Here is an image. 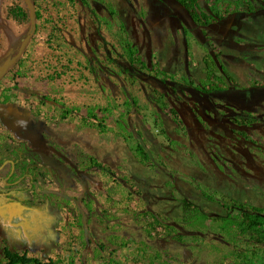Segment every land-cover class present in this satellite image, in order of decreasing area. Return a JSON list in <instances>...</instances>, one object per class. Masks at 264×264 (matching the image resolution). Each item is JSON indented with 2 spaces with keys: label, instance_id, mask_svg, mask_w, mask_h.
<instances>
[{
  "label": "rangeland",
  "instance_id": "374dc122",
  "mask_svg": "<svg viewBox=\"0 0 264 264\" xmlns=\"http://www.w3.org/2000/svg\"><path fill=\"white\" fill-rule=\"evenodd\" d=\"M250 1L255 12L201 28L173 0H34L33 22L27 0H0V67L29 32L0 79V97L16 95L0 104V130L24 141L12 149L41 159L22 176L0 149V264L4 247L51 264H233V243L210 219L226 198L264 208V5ZM119 23L148 67L198 80L211 55L235 82L204 94L142 73L123 52ZM153 89L184 130L160 111ZM62 105L81 114L107 106V126L60 119ZM246 114L258 121L235 122ZM183 197L209 216L205 225L180 221ZM140 215L156 218V231L173 225L184 240L149 230ZM253 245L245 246L264 264V246Z\"/></svg>",
  "mask_w": 264,
  "mask_h": 264
},
{
  "label": "trees",
  "instance_id": "16d2710c",
  "mask_svg": "<svg viewBox=\"0 0 264 264\" xmlns=\"http://www.w3.org/2000/svg\"><path fill=\"white\" fill-rule=\"evenodd\" d=\"M130 2V0H128ZM183 10L186 11L190 17L192 23L204 28L217 20L222 19L224 16L235 11H244L245 13H253L257 10V7L250 0H206V6L202 7L198 4V0H174ZM261 4L264 5V0H261ZM30 4L34 3V0H29ZM112 14H115V9H110ZM23 14V13H21ZM30 15V14H29ZM31 17V16H30ZM32 20V18H31ZM120 29L123 34L122 49L126 55L127 60L131 65L141 70L142 73L157 78L160 82L166 83L168 80H172L174 84H178L182 89H191L199 93L209 94L216 91H222L228 88V81L235 82L233 77L228 73L223 64L214 61L211 55H207L204 58L205 72L204 76L198 80L187 79L178 75V79H174L176 74L169 73L165 70H154L153 67L146 65L145 59L140 55L139 50L128 39L125 30L121 23H119ZM29 32L24 35L22 40H19L13 47V55L10 60L16 57L18 52H22L24 46L22 44L24 39L27 38ZM219 57V55H215ZM19 58L14 60V63L7 69L5 73H2V67H0V79L3 78L17 62ZM4 65V64H3ZM176 87H171L175 91ZM15 93L10 90L2 92L0 97V104H6L15 102ZM152 96L154 102L160 109V111L166 115L172 122L176 124L177 130H184L183 120L177 111V109L170 104L165 95L157 89L152 90ZM125 101V102H131ZM134 101V100H133ZM135 102V101H134ZM133 104V103H132ZM128 106L131 104L127 103ZM73 115L80 116V120L86 124L91 125L98 129V131H104L107 126V119L110 115L109 108L107 106H98L97 108H87L85 114H81L80 107L77 106H64L62 105L59 110L60 119L72 117ZM258 121V118L251 114L245 116H238L236 123L240 125H248ZM3 128V127H2ZM125 136V133L122 134ZM23 145L24 141L18 140L13 137L9 132L0 130V149L4 148L8 155L5 160H8L14 169H18L20 175L30 173L33 166L41 159L37 153H33L34 157L26 155L29 151L28 147L12 149V145ZM136 156L140 163L148 161L149 156L143 149L140 143H136L134 147ZM37 160V161H36ZM1 163L4 161H0ZM37 162V163H36ZM38 163V164H39ZM32 169H30V168ZM30 169V170H29ZM10 175H13L11 173ZM199 192L207 199L214 200L212 194L207 189L200 188ZM222 214H218L212 219L205 213V211L199 206L195 205L187 197L181 199V219L180 221L188 226H200L205 225V220L210 219L211 224L216 226L217 234L222 236L226 242H232L235 249L233 250L232 260L233 264H257V261L253 255L252 249H248L245 245L252 243L253 247L264 246V208L250 205L245 202H241L235 199L226 198L222 203ZM144 226L149 230L160 232L162 236H176L174 238L179 241L184 240V235H176V228L173 225H166V230L163 232L156 231V228L160 226L159 221L156 218H148L146 215H140ZM4 263L3 264H51L35 257H29L25 254H19L11 251L8 247L3 248ZM225 256L223 255V258ZM103 264H119L111 257H107ZM217 264H221V260H218Z\"/></svg>",
  "mask_w": 264,
  "mask_h": 264
},
{
  "label": "water",
  "instance_id": "95a60500",
  "mask_svg": "<svg viewBox=\"0 0 264 264\" xmlns=\"http://www.w3.org/2000/svg\"><path fill=\"white\" fill-rule=\"evenodd\" d=\"M154 1V0H153ZM27 2H29V0H27ZM30 4V3H29ZM30 16L32 18V6L30 4ZM32 22H33V18H32ZM27 39L24 40L23 44H22V47L24 46V43L26 42ZM20 55V52H18L16 54V57H14L13 59L9 60V61H6L2 67V73H5L7 71V69L11 66V64L14 63V60L19 57Z\"/></svg>",
  "mask_w": 264,
  "mask_h": 264
},
{
  "label": "crops",
  "instance_id": "0c3cea01",
  "mask_svg": "<svg viewBox=\"0 0 264 264\" xmlns=\"http://www.w3.org/2000/svg\"><path fill=\"white\" fill-rule=\"evenodd\" d=\"M174 1V0H173ZM186 12V11H185ZM186 14V18H187V20H188V22H192L191 21V19H190V17L188 16V14L187 13H185Z\"/></svg>",
  "mask_w": 264,
  "mask_h": 264
}]
</instances>
